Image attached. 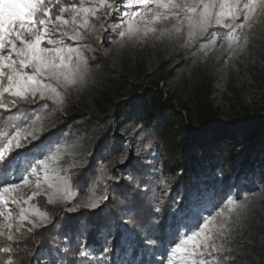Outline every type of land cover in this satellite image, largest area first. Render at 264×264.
<instances>
[{
    "label": "trees",
    "instance_id": "obj_1",
    "mask_svg": "<svg viewBox=\"0 0 264 264\" xmlns=\"http://www.w3.org/2000/svg\"><path fill=\"white\" fill-rule=\"evenodd\" d=\"M170 30L142 49L124 53L113 47L107 54L96 53L86 89L41 137L86 142L88 156L70 170L78 189L96 178L102 162L121 160L117 168L123 179L109 185L106 203L95 211L67 213L61 205L38 197L37 204L55 215L54 221L34 234L21 230L15 241L0 237V247L13 248L10 253L0 252V264L7 260L35 264L44 251L49 264H88L80 255L81 243L109 256L107 264H117L128 232L131 239H124L138 264H159L155 255L160 256L176 236L177 219L186 216L193 194L232 189L231 181L250 174L260 178V196L245 216L232 221L230 233L222 239L223 258L225 264H264V95L256 109L241 107L233 117L225 115L213 105L219 82L207 74V66L221 57L210 52L200 36L189 41L187 32L181 37ZM249 34L250 48L261 53L264 21ZM259 66L246 71L255 81L264 72ZM42 107L37 100L12 109L7 120L0 118V130L8 122L23 124V118ZM144 140L146 148L141 146ZM37 145L29 143L22 151ZM15 160L0 165V182ZM114 167L111 172L116 175ZM242 187L259 191L252 183ZM118 213L123 214V223L116 219ZM58 239L69 244L65 252L53 255L51 246Z\"/></svg>",
    "mask_w": 264,
    "mask_h": 264
},
{
    "label": "snow or ice",
    "instance_id": "obj_2",
    "mask_svg": "<svg viewBox=\"0 0 264 264\" xmlns=\"http://www.w3.org/2000/svg\"><path fill=\"white\" fill-rule=\"evenodd\" d=\"M118 3L121 8H117ZM137 6L143 11L125 10ZM101 10H105V18L122 12V23L117 27L122 29V37L130 39L156 33L155 25L162 20H174L176 23L170 31L177 34L183 30L182 26L186 27L189 41L206 34L211 36L209 29L220 26L228 30L221 35L229 56L247 44V35L242 40L243 31L264 21V0H92L88 6L84 0L79 4L71 0H0V118L7 120L12 109L35 104L38 99L63 104L60 89L67 90L82 82L88 71V60L81 47L66 41L78 45L85 40L86 32L95 31L96 26L91 21L101 18L98 15ZM100 27L104 28V24ZM96 39L100 36L96 35ZM40 120L41 116L36 115L27 128L22 122L12 121L7 123L6 129L0 130V165L11 164L20 154L18 150L38 139L35 135L38 129L32 125ZM33 184L35 190L25 199L22 189ZM70 186V174L62 169L60 156L51 152L37 157L34 166L18 182L0 183V217L3 218L0 237L17 240L16 233L24 228L25 221L38 227L29 218L30 209L31 215H37L41 222L48 219L47 213L39 212L35 205L30 208L23 205L39 195H46L49 203L70 202ZM42 188L47 191L42 192ZM10 205L19 208L15 224ZM85 206L95 208L97 204L90 200ZM245 208L238 200L222 201L214 214L202 217L196 229L186 233L171 248L170 264L173 257L179 264H223V257L216 255L225 251L220 238L227 235L233 213L239 216ZM12 251L11 245L0 247V252ZM80 255L86 253L80 252ZM6 264L12 261L7 260Z\"/></svg>",
    "mask_w": 264,
    "mask_h": 264
},
{
    "label": "rangeland",
    "instance_id": "obj_3",
    "mask_svg": "<svg viewBox=\"0 0 264 264\" xmlns=\"http://www.w3.org/2000/svg\"><path fill=\"white\" fill-rule=\"evenodd\" d=\"M71 2L79 4L80 0H71ZM84 3L85 6H88L92 3V0H84ZM116 6L117 8L122 7V5L119 3ZM125 10L129 12L133 10L143 11V8L137 6L134 9ZM104 11L105 10H101V12L98 14L101 17L100 19H93L91 21L96 26L95 31L91 33L86 32L85 40L79 42L78 45L75 42L66 41V43L73 46H80L81 51L84 53V56L88 60V71L85 73L83 81L75 86H70L67 90L63 88L60 89L61 93L63 94L62 105L53 103L51 100L38 99L39 101L43 102L42 109H38L32 115L22 119V126L27 128L31 120H33L36 115L41 116V120L35 125H32V128L38 129V131L35 132V135L38 137V139L33 140L31 143H37L38 145L31 148L29 151L18 150L21 155L17 160L14 161V166H12V168L8 170L5 179L0 182H18L20 180V177L27 174V171H30V167L34 166V160L37 157H41L45 154H48L49 152L58 153V155L60 156V164L62 165V169H67L68 173L70 174V202L57 201L55 203H49L46 195H39L30 200L28 205H23V207L26 208H30L31 205H35L39 212H44L48 215V219L41 222L37 215H31L30 209L29 218L39 225L38 227H32L31 224H28V222L25 221V226L21 230L27 231L28 228H31L32 230L30 232L27 231L30 234H34L38 229L46 227L55 219V215L48 213L43 208H41L39 204H37L38 197H43V200L51 205H61L62 211H66L67 213L77 212L79 209L95 211L97 209H100L106 203L108 199L109 185L111 183L119 182L123 179L119 168H117L122 164L121 160L102 162L98 167L96 178L92 182H85L82 188L78 189L72 182L70 172L72 167H69V165H73V163L79 160L82 161L88 156L86 142L84 140H80L77 143H67L65 141H61L60 138H51L49 140H42L41 138L52 124H56L61 121V119L66 115L68 111L70 102L78 95L82 94L86 89V82L92 57L96 53L107 54L113 47H120L124 53H127L133 48L142 49L144 47L150 46L151 39H154L159 34H161V30H163V33H166L169 29H172L173 25L176 23L174 20H162L155 25V27L157 28L156 33H149L147 37H133L130 39L127 36L122 37L120 35L122 29L117 27V25H120L122 23L121 16L123 15V13H114L113 15L105 18ZM259 23H261V21L254 24L253 27ZM101 24H104V28L100 27ZM253 27L250 30L245 29L243 31L242 40L243 36L247 35V44L232 56H229L227 45L225 44V41L221 35L222 33L227 32V29H223L220 26H214L213 28L209 29V33L212 34L211 36H209L208 34H206L205 36H200L201 39L204 40V44L210 47L209 51L221 57V60L217 61V63H210L207 66V74L209 77L216 78L218 80L219 83L216 84L218 93L214 96V101L218 107L225 111V115L229 116L230 118L233 117L235 113L240 112L241 107L253 110L259 107L260 103L263 102L264 72L259 75L257 81H255L252 74H248L246 72L248 68L254 67L257 63H259L260 65L259 69H264V50L261 53H257L255 49L252 50L250 48L251 35L249 33L253 29ZM182 28L183 30L176 35H180L181 37L185 35L187 29L183 26ZM96 35L100 36L99 40L96 39ZM26 71L30 72L31 70L26 69ZM141 146L145 148L148 147L147 142L144 140L141 143ZM112 167H114L116 175L112 174ZM160 169L161 166H159V170ZM61 175H64L63 170H61ZM109 177H112V179H109ZM259 181L260 178L258 174H250L246 178L240 177L235 181H231L232 189H206L201 195L193 194L189 200V207L185 209L186 216L184 218L177 219L178 224L176 236H174L168 243V245L164 247L160 256H158V254L155 255L156 259H159V264H170L168 257L171 255V248L175 247V244L178 243L186 233L190 234L192 230H195L202 217L208 216L209 213L214 214V212L217 210V205H220L222 201L226 202L227 198L238 200L239 202L246 205V208L243 210L241 215L237 216L235 213H233L230 224L234 219L237 220L245 216L251 209L252 204L260 196L259 193L261 192V187L260 184H258ZM250 183H252V186L255 189H259V191L248 192L246 188L242 187L243 185ZM33 190H35L34 184L23 188L22 194L24 195V198L27 199V197L31 195V192ZM41 191L45 192L47 191V189L42 188ZM90 200L96 202L97 206L95 208L85 206ZM10 207L14 213L13 223L15 224L17 223L15 214H18L19 208L16 205H10ZM70 209L75 210L70 211ZM116 219L121 221L122 223L124 222L123 220H125L122 213H118L116 215ZM0 223H3L2 217H0ZM230 231L231 228L229 229L227 235L230 233ZM227 235L225 237H221V241L222 239L226 238ZM124 237H128L131 239V232L124 233L123 235L121 244L124 246L125 252L123 257L120 258L117 264H126L128 262H130V264H138V262L136 261L137 258L131 256L129 252L130 247H128L129 245L127 244V241H125ZM77 240L80 241V237L78 235ZM68 244V240H56L51 246V249L53 250L52 252L54 253L53 255H55L57 252H65ZM106 244V242H103L104 253L108 252V250H106ZM80 246L81 252L86 253V255L82 257L87 260L86 262L88 264H107V262L109 261V256L100 254L96 248L86 247V245L82 243ZM216 255L217 257H223V253H219ZM35 264H49L47 252L44 251L39 253ZM171 264H179L176 257L172 258ZM223 264H225L224 258Z\"/></svg>",
    "mask_w": 264,
    "mask_h": 264
},
{
    "label": "built area",
    "instance_id": "obj_4",
    "mask_svg": "<svg viewBox=\"0 0 264 264\" xmlns=\"http://www.w3.org/2000/svg\"><path fill=\"white\" fill-rule=\"evenodd\" d=\"M217 93H218V91H217L216 93H214L213 96H212V99H213V105H214V106H217L216 103H215V101H214V96H215ZM217 107H218V106H217ZM219 108H220V107H219ZM220 109H221V108H220Z\"/></svg>",
    "mask_w": 264,
    "mask_h": 264
},
{
    "label": "water",
    "instance_id": "obj_5",
    "mask_svg": "<svg viewBox=\"0 0 264 264\" xmlns=\"http://www.w3.org/2000/svg\"><path fill=\"white\" fill-rule=\"evenodd\" d=\"M221 121V120H220Z\"/></svg>",
    "mask_w": 264,
    "mask_h": 264
}]
</instances>
